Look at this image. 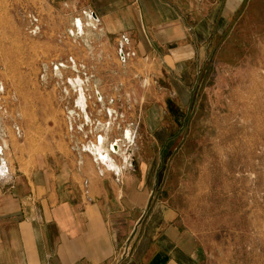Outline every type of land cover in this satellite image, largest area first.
Listing matches in <instances>:
<instances>
[{
	"label": "rangeland",
	"instance_id": "obj_1",
	"mask_svg": "<svg viewBox=\"0 0 264 264\" xmlns=\"http://www.w3.org/2000/svg\"><path fill=\"white\" fill-rule=\"evenodd\" d=\"M88 14L44 0H0V136L7 131L13 143L2 156L11 163L17 146L29 156L63 148L89 156L85 146L106 134L111 147L123 142L112 151L123 168V159L151 151L141 138L146 106L179 102L182 112L161 114L167 131L177 125L175 143L164 149L165 200L204 249L201 264H264V11L223 38L190 101L170 94L177 81L167 76L122 72L117 50L108 62L104 35ZM110 64L117 67L111 79L104 74ZM75 79L84 81L85 111ZM127 129L131 144L122 137Z\"/></svg>",
	"mask_w": 264,
	"mask_h": 264
},
{
	"label": "crops",
	"instance_id": "obj_2",
	"mask_svg": "<svg viewBox=\"0 0 264 264\" xmlns=\"http://www.w3.org/2000/svg\"><path fill=\"white\" fill-rule=\"evenodd\" d=\"M44 1L52 9L90 13L110 50L108 62L123 45L133 56L122 72L167 76L177 81L170 94L189 101L223 38L243 17L253 24L264 11V0ZM110 65L109 79L117 69ZM169 104L146 106L141 138L151 151L122 158L119 172L77 150L29 156L17 146L11 163L0 152V264H201L204 249L163 194L164 149L175 143L177 125L167 131L161 114L185 109Z\"/></svg>",
	"mask_w": 264,
	"mask_h": 264
},
{
	"label": "bare ground",
	"instance_id": "obj_3",
	"mask_svg": "<svg viewBox=\"0 0 264 264\" xmlns=\"http://www.w3.org/2000/svg\"><path fill=\"white\" fill-rule=\"evenodd\" d=\"M87 18L88 19L91 18L92 19L91 22L94 21L92 15H90V14L87 15ZM77 25H78V23H77ZM72 85L74 88L79 90V94H78L79 98L77 101L78 107H80V109L85 111L87 106H88V102H87V98H86L85 93H84V81L81 79H75L72 81ZM2 89H3V87L1 88V90ZM105 128H106V126H105ZM109 129H110V127H109ZM106 132H107V130H106ZM122 137L124 140V144L125 143L131 144V142L135 139L134 134H133L132 130H130V129H127L126 131H124L122 134ZM108 140H109V138L105 134V135L101 136L95 144L85 146V148L94 156V158L96 159V162L99 166L104 167V169H112L116 172H119L122 168L120 165H117V163L113 162L112 151H116L117 150L116 146H118V151L120 153L121 150H123V149H121L123 147V142H122V144L117 143L116 146L113 145L111 147V143ZM7 149H9L8 142L6 140H3V142L0 143V152L2 153L4 150H7ZM126 150L127 149H124V152L121 156H124L126 154V152H127Z\"/></svg>",
	"mask_w": 264,
	"mask_h": 264
},
{
	"label": "built area",
	"instance_id": "obj_4",
	"mask_svg": "<svg viewBox=\"0 0 264 264\" xmlns=\"http://www.w3.org/2000/svg\"><path fill=\"white\" fill-rule=\"evenodd\" d=\"M125 39H123V41H124ZM121 54L122 55H120V60H121V62L124 64L125 62H126V60L127 59H129L130 57H132L133 56V53H130L129 51H125L124 49H123V45H121Z\"/></svg>",
	"mask_w": 264,
	"mask_h": 264
},
{
	"label": "water",
	"instance_id": "obj_5",
	"mask_svg": "<svg viewBox=\"0 0 264 264\" xmlns=\"http://www.w3.org/2000/svg\"><path fill=\"white\" fill-rule=\"evenodd\" d=\"M122 55V54H121Z\"/></svg>",
	"mask_w": 264,
	"mask_h": 264
}]
</instances>
